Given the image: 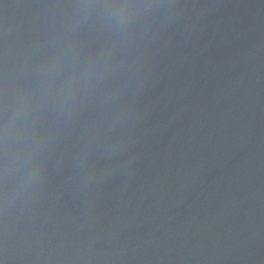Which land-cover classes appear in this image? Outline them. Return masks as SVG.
Segmentation results:
<instances>
[{
  "label": "water",
  "instance_id": "obj_1",
  "mask_svg": "<svg viewBox=\"0 0 264 264\" xmlns=\"http://www.w3.org/2000/svg\"><path fill=\"white\" fill-rule=\"evenodd\" d=\"M0 264H264V0H0Z\"/></svg>",
  "mask_w": 264,
  "mask_h": 264
}]
</instances>
